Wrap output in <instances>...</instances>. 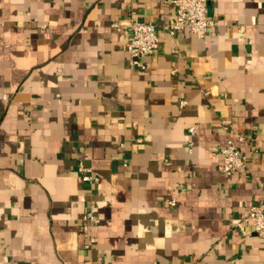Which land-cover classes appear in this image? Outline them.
Masks as SVG:
<instances>
[{
	"label": "crops",
	"instance_id": "0c3cea01",
	"mask_svg": "<svg viewBox=\"0 0 264 264\" xmlns=\"http://www.w3.org/2000/svg\"><path fill=\"white\" fill-rule=\"evenodd\" d=\"M207 2L169 34L173 0H0V264H264V0ZM133 20L160 26L145 69Z\"/></svg>",
	"mask_w": 264,
	"mask_h": 264
},
{
	"label": "built area",
	"instance_id": "2783aa9c",
	"mask_svg": "<svg viewBox=\"0 0 264 264\" xmlns=\"http://www.w3.org/2000/svg\"><path fill=\"white\" fill-rule=\"evenodd\" d=\"M175 15L173 21L165 23L161 28L169 34L178 30L187 29L193 34L209 32L215 25L210 17L207 0H173ZM120 26L119 23L116 24ZM131 30L126 42V50L129 53L131 64L135 68L145 69L147 67L143 58L155 54L160 46L159 27L152 22L133 20L130 24ZM186 102L182 101L181 105ZM194 132V129H191ZM220 151L223 155L222 168L225 173L245 172L249 167V158L241 152L233 140H229ZM79 180L81 182L97 181L98 178L92 174L91 168L83 161L77 163ZM175 198L170 200L171 205H176ZM100 221L97 206H91L82 216V231L88 236L86 246L94 242V237L89 234L90 228ZM244 221L262 238H264V210L261 206L253 207Z\"/></svg>",
	"mask_w": 264,
	"mask_h": 264
}]
</instances>
